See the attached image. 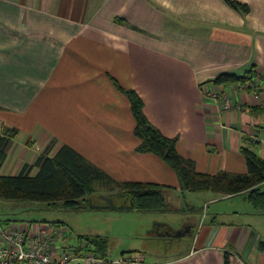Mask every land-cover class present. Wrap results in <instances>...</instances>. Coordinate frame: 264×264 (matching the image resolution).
Wrapping results in <instances>:
<instances>
[{
    "label": "crops",
    "instance_id": "crops-1",
    "mask_svg": "<svg viewBox=\"0 0 264 264\" xmlns=\"http://www.w3.org/2000/svg\"><path fill=\"white\" fill-rule=\"evenodd\" d=\"M239 1L249 9L225 0H0V130L8 124L20 132L0 173H17L49 144L48 155L68 144L108 174L110 184L155 183L164 202H172V219L165 208L135 211L147 215L148 230L134 236L155 246L149 259L136 250L138 264H223L224 252L229 264H264L257 248L264 212L242 194L187 191L177 170L138 152L128 99L111 79L140 95L147 118L177 137V151L196 170L245 172L242 147L264 158V0ZM248 69L252 87L216 85L231 97L232 110L201 96L199 85L209 86L217 74ZM181 193L198 200L174 210ZM82 228L77 235L117 234Z\"/></svg>",
    "mask_w": 264,
    "mask_h": 264
},
{
    "label": "trees",
    "instance_id": "trees-1",
    "mask_svg": "<svg viewBox=\"0 0 264 264\" xmlns=\"http://www.w3.org/2000/svg\"><path fill=\"white\" fill-rule=\"evenodd\" d=\"M235 9L247 11L246 3L239 0H225ZM253 70L244 74L223 72L208 80L214 84L243 85L253 78ZM113 84L126 95L134 118L133 134L138 139V152H151L177 170L184 189L187 191L212 190L223 194H242L258 211L264 212V158L246 147L241 148L245 157L246 171L242 173L218 170L215 173L196 170L193 159L181 155L176 147L177 137H168L155 126L143 111V100L133 89L122 86L111 76ZM254 85V82H253ZM15 129L0 130V167L7 155L10 141L16 135ZM51 144L47 145L32 164L25 163L15 174L0 173V198L44 201L63 208L110 209L103 206H89L86 196L94 191V181L110 182L111 178L101 168L88 161L68 144H60L48 155ZM37 171L30 174L32 167ZM121 196L128 195L129 205L114 208L134 211H159L164 209V197L155 183L124 181L117 182ZM87 201V203H86ZM58 202V204H56ZM127 203V204H128ZM98 205V204H96ZM166 207V206H165ZM55 223H62L55 221ZM85 241L93 251L105 255L108 239L103 235H76ZM257 248L264 251V240L257 242ZM223 264H229L224 252Z\"/></svg>",
    "mask_w": 264,
    "mask_h": 264
},
{
    "label": "rangeland",
    "instance_id": "rangeland-1",
    "mask_svg": "<svg viewBox=\"0 0 264 264\" xmlns=\"http://www.w3.org/2000/svg\"><path fill=\"white\" fill-rule=\"evenodd\" d=\"M209 83V82H208ZM213 84V85H212ZM218 84L209 83L210 89L212 91H218V88L216 87ZM209 86L207 85V82L199 85L201 90V96H204L205 92L208 90ZM242 86V85H241ZM243 87V86H242ZM211 100V99H210ZM212 105H216L218 109L221 110V106L219 103H215L211 100ZM233 108H230L228 110H232ZM18 125L9 126L3 125L2 130L4 129H15L17 131L16 135L12 138L10 141L9 147L13 140H15L19 135L20 132L18 130ZM25 144H32L30 137L25 138ZM37 146V144H34ZM35 146V147H36ZM9 147L7 151H9ZM35 149V148H34ZM42 151H45L44 149ZM36 152V151H35ZM41 153V152H40ZM33 163V162H32ZM100 180H97L94 182V191L86 196L85 198L88 199V204H98L103 205L106 202L100 197L101 194H103V191L106 189L109 194L108 197L113 198V202L118 205H122L124 203V198H120L118 194L116 193L117 190H119L118 186L110 184V182L106 183L103 182L99 184ZM114 186V187H113ZM261 189L264 190V185L261 186ZM119 192V191H118ZM105 195V194H103ZM180 202L181 203H173V205H177L176 207L172 206V209H177L178 211L187 209V205L190 207L191 205L195 204L198 200L197 195L193 194H179ZM0 203V218H11L17 220V222L21 224L28 223L30 221H37V222H62L66 226L70 227V234L67 232V228L64 227V230L62 232V240H58L57 242L61 243L63 247L65 246L67 248H75L79 246L80 241L77 239L76 235L79 231H84L82 227L90 226V230L93 229V227H97L94 230H101L104 231L106 228L113 229L117 234H112L109 236V240L107 241V248L105 255L109 259H115L120 256H124L126 254H132L128 255L126 257L135 258L136 255H138V259H140L141 255L146 259H149L152 257V253L149 252L150 249L155 250V246L151 245L149 243H152L150 240H141L139 238H136L134 236L135 233H141V235H144L148 228L144 226L143 223L147 221V215L145 213H139L135 211H111L114 209H109L110 211H83L80 209H73V208H63L58 205L49 204L44 201H35V200H28V199H3L1 198ZM87 203V201H86ZM172 203V202H170ZM170 203L168 200H165L164 208L165 210L170 207ZM11 204V205H10ZM58 204V202L56 203ZM125 204V203H124ZM167 204H169L167 206ZM90 206V205H89ZM117 206V205H116ZM185 207V208H184ZM101 210V209H100ZM173 210H170L165 216L169 219H172L174 217ZM200 211H204L201 209ZM206 211V209H205ZM153 212V211H148ZM155 213V212H153ZM156 214H161V211H158ZM195 214V213H194ZM151 217L152 215H148ZM73 228V230H72ZM127 233L131 234L128 235ZM89 234V232H86V235ZM84 241V240H83ZM153 244V243H152ZM62 248V246H61ZM63 248V249H64ZM135 249L132 251H129L128 249ZM65 250V249H64ZM77 251H82L80 247H77ZM136 250L143 251L142 254L137 253ZM96 252V251H95ZM97 253V252H96ZM155 253H157L155 251ZM140 254V255H139ZM80 255V254H79ZM102 254L97 253V256H100ZM125 264H128V259H124ZM139 263V262H138ZM137 263V264H138Z\"/></svg>",
    "mask_w": 264,
    "mask_h": 264
},
{
    "label": "built area",
    "instance_id": "built-area-1",
    "mask_svg": "<svg viewBox=\"0 0 264 264\" xmlns=\"http://www.w3.org/2000/svg\"><path fill=\"white\" fill-rule=\"evenodd\" d=\"M242 86L252 87L253 81L247 80ZM210 89L213 88L209 86L204 96L219 103L221 109L228 110L234 107L227 92L222 89L216 92ZM64 227L62 223L37 221H30L20 227L16 225V221H3L0 218V264H125V258L129 260L128 264L140 262L138 255L135 258L126 257L132 254L115 259L97 256L85 241H80L77 246L82 249L80 252L76 250L77 247L61 248L57 241L62 240Z\"/></svg>",
    "mask_w": 264,
    "mask_h": 264
},
{
    "label": "water",
    "instance_id": "water-1",
    "mask_svg": "<svg viewBox=\"0 0 264 264\" xmlns=\"http://www.w3.org/2000/svg\"><path fill=\"white\" fill-rule=\"evenodd\" d=\"M100 197L106 202L105 204L103 205H96V204H90V206H103L105 208H114L116 206V204L113 202L112 198L106 196V195H103L101 194Z\"/></svg>",
    "mask_w": 264,
    "mask_h": 264
}]
</instances>
